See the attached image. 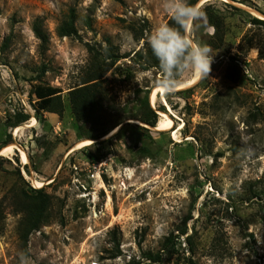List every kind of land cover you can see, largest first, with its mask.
I'll use <instances>...</instances> for the list:
<instances>
[{
  "label": "rangeland",
  "instance_id": "obj_1",
  "mask_svg": "<svg viewBox=\"0 0 264 264\" xmlns=\"http://www.w3.org/2000/svg\"><path fill=\"white\" fill-rule=\"evenodd\" d=\"M197 5L221 21L217 31L201 16L189 29L215 54L210 76L151 100L162 73L132 54L108 72L98 114L79 121L69 91L87 70V44L103 49L109 37L134 53L144 42L129 25L147 34L166 23L163 0H0V152L16 145L0 153V264L22 255L29 264H264V26L252 21L264 19V0ZM73 10L78 35L60 36ZM37 18L50 37L46 53ZM38 83L62 90V112L37 108ZM146 90L159 113L149 130L136 118ZM161 113L169 129L158 128ZM21 114L29 118L11 126ZM40 188L48 218L25 253L23 204ZM162 248V261L147 260Z\"/></svg>",
  "mask_w": 264,
  "mask_h": 264
},
{
  "label": "trees",
  "instance_id": "obj_2",
  "mask_svg": "<svg viewBox=\"0 0 264 264\" xmlns=\"http://www.w3.org/2000/svg\"><path fill=\"white\" fill-rule=\"evenodd\" d=\"M193 5H197L200 0H189ZM207 7L201 9L202 18L206 19L211 26H214L218 31L221 21L206 12ZM256 25L264 26V19L254 17L252 19ZM166 23L174 24V20L170 16ZM129 28L134 34L136 41H143V46L135 50L134 53L122 54L118 46L107 37V45L103 49H97L94 45L87 44L88 52L91 55L87 70L81 79L80 85L69 91V100L71 104L74 116L79 121H86L93 118L98 111L103 107L108 90L106 82L108 81L107 74L122 58L130 57L135 63L142 66L144 69L151 67L157 68L160 72L159 63L156 57L151 51V47L148 44V38L151 34L149 30L145 34L144 30H139L133 25H129ZM35 36L40 40V48L43 53L48 50L50 37L48 32L45 30L43 22L40 18H37L32 25ZM58 34L60 36H74L78 35L76 28V14L73 11L63 19L59 24ZM244 41V40H243ZM243 43H241V46ZM252 47V46H251ZM259 50L260 58L264 59V43H259L257 46ZM45 70H43L44 73ZM33 93L37 98V108L42 111L58 113L62 112L64 108V102L62 97V90L56 86L49 84L38 83L34 86ZM140 108L136 118L142 123L144 129L149 130L157 126L159 113L150 103V90H146L144 97L140 100ZM164 110L165 107L159 108ZM29 118L28 114H21L11 126H18ZM116 125L114 128H116ZM112 128L111 130H113ZM111 130H105L100 134L90 135L88 138L98 140L107 135ZM35 194L29 196V201L23 204L24 213L20 221L21 228V239L25 253H27V247L29 237L31 233L37 230L42 223L48 218V209L50 207V196L42 188L34 190ZM185 234L186 231L182 230ZM172 236V235H171ZM171 236L166 238L168 241L171 240ZM165 249L162 248L159 252L149 251L146 253L147 260L151 262L162 261V253Z\"/></svg>",
  "mask_w": 264,
  "mask_h": 264
},
{
  "label": "clouds",
  "instance_id": "obj_3",
  "mask_svg": "<svg viewBox=\"0 0 264 264\" xmlns=\"http://www.w3.org/2000/svg\"><path fill=\"white\" fill-rule=\"evenodd\" d=\"M163 8L175 23L156 25L148 44L162 73L156 87L163 94L171 95L179 89L186 74L198 79L210 76L215 54L207 44L191 36L190 27L202 16L198 5L189 0H163ZM20 264H29L26 255L21 256Z\"/></svg>",
  "mask_w": 264,
  "mask_h": 264
},
{
  "label": "bare ground",
  "instance_id": "obj_4",
  "mask_svg": "<svg viewBox=\"0 0 264 264\" xmlns=\"http://www.w3.org/2000/svg\"><path fill=\"white\" fill-rule=\"evenodd\" d=\"M204 1H205V0H204ZM257 15H258V14H257ZM260 17H262V15H261ZM262 18H263V17H262ZM197 80H199V79L196 78V77L194 76L189 82H187V83H182V84L180 85L179 88L187 87V86H189L190 84L192 85V84H193L194 82H196ZM156 93H157V94H158V93H161L162 95H164V94L161 92V90H160L159 88L156 87V88L153 90V93L151 94V98H152L151 100H154ZM163 98H164V97H163ZM161 114H162L161 116L164 117L165 120H162V119H161V120L159 121L158 128H159V129H162V130L169 129V128L172 126L173 121H172L171 119H169V118L166 116L165 113H161ZM33 124H35V119H34V123H33ZM33 124H32V125H33ZM21 128H22V127H21ZM21 128L18 127V128L16 129V131L18 132ZM91 141H92V140H91ZM91 141H90V140H86V141L80 142L79 144H77V145L74 147V149H75V148L82 147V146L85 147V145L91 143ZM18 145H19V144H18ZM14 147H16V145H15ZM14 147H13V145H12V146L4 147L0 153L3 154V155H5L6 153L13 152L12 150H13ZM17 149H18V148H17ZM18 152H19V151H18ZM20 153H21L22 161H23L24 163H28L29 161H28V157H27L26 151H24L23 149H22V150L20 149ZM38 186L41 187V186H42V183H41V182H38Z\"/></svg>",
  "mask_w": 264,
  "mask_h": 264
},
{
  "label": "water",
  "instance_id": "obj_5",
  "mask_svg": "<svg viewBox=\"0 0 264 264\" xmlns=\"http://www.w3.org/2000/svg\"><path fill=\"white\" fill-rule=\"evenodd\" d=\"M200 5H202V4H200ZM199 6V5H198Z\"/></svg>",
  "mask_w": 264,
  "mask_h": 264
}]
</instances>
